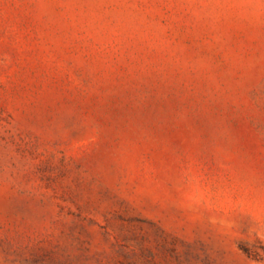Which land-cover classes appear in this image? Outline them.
<instances>
[{"label":"rangeland","instance_id":"rangeland-1","mask_svg":"<svg viewBox=\"0 0 264 264\" xmlns=\"http://www.w3.org/2000/svg\"><path fill=\"white\" fill-rule=\"evenodd\" d=\"M0 264H264V0H0Z\"/></svg>","mask_w":264,"mask_h":264}]
</instances>
